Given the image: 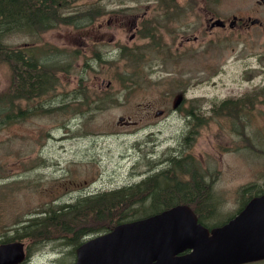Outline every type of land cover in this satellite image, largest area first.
<instances>
[{"label":"rangeland","instance_id":"rangeland-1","mask_svg":"<svg viewBox=\"0 0 264 264\" xmlns=\"http://www.w3.org/2000/svg\"><path fill=\"white\" fill-rule=\"evenodd\" d=\"M151 1L74 4L78 11L96 5L68 17L91 18L106 8L109 13L96 24L105 18L114 23L108 32L117 47L107 41L93 45L92 36L83 42L82 30L63 25L6 35L14 49L36 47L40 62L64 61L66 50L73 63L69 72L57 74L58 86L50 93L16 97L21 101H15L13 112L21 106L26 117L0 123V242L15 236V227L46 204L106 194L149 176L183 177L192 170L212 190H264V4L175 0L187 3L192 25L186 13L166 29L153 17L162 8ZM40 12L35 17L44 15ZM233 15L245 21L250 15L259 22L209 32L208 17L222 18L228 26ZM102 22L105 27L106 20ZM146 29L149 36L141 37ZM77 34L79 44L63 46V39L75 42ZM183 35L192 39L187 47L179 42ZM10 85L11 72L0 64V99L9 97ZM178 93L185 99L175 110ZM169 156L175 161H167ZM91 207L78 205L72 215ZM81 225L89 230L86 223ZM68 227L76 229L61 223L62 231ZM59 230L38 240L19 239L29 255L22 264L74 262L75 244L62 241L64 231L58 236Z\"/></svg>","mask_w":264,"mask_h":264},{"label":"trees","instance_id":"trees-1","mask_svg":"<svg viewBox=\"0 0 264 264\" xmlns=\"http://www.w3.org/2000/svg\"><path fill=\"white\" fill-rule=\"evenodd\" d=\"M77 1L79 0H0V64H6L11 72V85L7 90L9 97L0 99V111L2 112L0 123H3L5 119L7 122H11L14 118L23 119L26 117V111L22 110L21 106L17 107L16 112H13L16 97H36L42 90L41 93L44 91L50 92L57 84L56 79L58 77L54 75L56 73L54 71L61 70L54 69V65L60 62L58 59H48L47 61L40 62L35 56L27 53L26 49L12 48L4 40L6 35L13 32H39L55 28L58 25L77 27L73 24L83 22L84 24H88L94 21L95 15L92 18H88L89 20L86 22L83 18L68 17V15H73V13L88 12L89 5H85L84 10L78 11L74 7ZM38 12L44 15L38 18L35 17L36 13L39 14ZM61 65L66 67L63 63ZM23 80H29L30 82L26 84ZM11 95H14V98ZM224 107H226V104ZM50 109L54 110V107ZM166 160L175 161L173 157H168ZM187 178L190 179L188 182H186ZM186 188H190L191 190H211L212 185L211 183H205L202 177L196 176L145 177L138 182L111 190L106 194L89 196L68 204H46L42 209L34 210L36 213H33L32 217L18 224L15 228L16 235L13 238L3 240H19L26 237L38 240L46 236L50 230L56 229H60L59 236L62 231L61 223L62 225L69 223L83 229L82 222L88 225L98 223L101 220L114 222L130 216H139L144 214L143 210L138 211L134 209L130 202L132 200L145 199L146 193L144 192L150 191L153 193L160 189L173 191ZM149 196L153 199L154 204L157 205L165 203L168 199L179 197L176 195L163 197L156 194H149ZM181 198L185 197L181 196ZM84 204L93 207L89 208L88 211L84 210L80 215H72L78 205ZM154 204L151 203V206H154ZM81 215L83 216L82 218H76ZM90 216L92 217L91 221L88 219ZM68 230L69 227L63 231L66 232Z\"/></svg>","mask_w":264,"mask_h":264},{"label":"water","instance_id":"water-1","mask_svg":"<svg viewBox=\"0 0 264 264\" xmlns=\"http://www.w3.org/2000/svg\"><path fill=\"white\" fill-rule=\"evenodd\" d=\"M220 23L221 21H217V24ZM187 210L189 209L185 206H176L160 214L116 226L109 233L97 236L83 244L78 249L77 264H134L151 245L149 239L153 233H156L158 238H163L161 232L165 222L169 224L173 221L168 218L167 213L174 211L182 216ZM176 226L181 229L191 228L190 224L188 227ZM192 226L200 229L195 224ZM233 226L234 229H231ZM227 229L229 231L225 236ZM197 235L198 233L192 237L197 238ZM205 235L207 237V233ZM207 238L209 242L213 241L211 243L213 247H205V243L198 245V257L194 258L198 264H238L264 258V196L252 199L240 215L225 227L213 231L212 236ZM221 238H223L222 243H225L218 247L222 244L217 243ZM195 244L194 240L192 246ZM136 248L141 249L139 256L134 254ZM203 255L204 258L200 257ZM24 260L23 242L13 241L0 244V264H21ZM189 262L190 260H186L182 263L189 264ZM148 264L155 263L148 262Z\"/></svg>","mask_w":264,"mask_h":264},{"label":"flooded vegetation","instance_id":"flooded-vegetation-1","mask_svg":"<svg viewBox=\"0 0 264 264\" xmlns=\"http://www.w3.org/2000/svg\"><path fill=\"white\" fill-rule=\"evenodd\" d=\"M151 2H157L156 4L162 8L161 11H159L158 13H156L153 17L156 19V22L158 24H162L164 28L168 29L170 27H173L174 23L176 21L179 20V18L181 16H185L187 13V22H189L190 25H192L191 22V17H192V13L189 10V7L187 5V3H176L175 0H152ZM258 2V0H257ZM167 3H172L171 6H168ZM183 6L180 7L179 6ZM257 5H261L260 3H257ZM146 13L144 12L141 17H145ZM109 16V14L107 15V17ZM82 16L76 15L74 16V18H79ZM104 16H100V18H102ZM211 19H216V17H208L207 21L208 23H210ZM252 18H250V15H248L246 17V21L243 20L242 18L237 17V20L230 25L231 27L234 26V28L236 26H240L243 25L244 27H248L249 24H252L251 21ZM106 20V24L105 27H103L102 24H104L102 21ZM225 24L226 21L224 20ZM249 22V23H247ZM240 23V24H239ZM255 23H253L252 25H254ZM133 25H135V20L133 22ZM114 23L110 20H107L106 18L101 20V22L97 23L96 25H92L89 29H83L82 32L83 35H81V39H83V42H86V39L89 36H92L95 38V40H93V45H100L101 43L104 42H108L110 44H112L113 47H117V43L114 40V37L108 32L109 28L113 27ZM121 27V26H120ZM212 27V29L216 28ZM123 29H127L129 28L130 30H133L134 28L129 27V26H125L122 27ZM97 29V30H96ZM102 31V32H101ZM103 31H107V35H105V33H103ZM146 31H142L140 33L141 37H148L149 35L146 34ZM172 31V30H170ZM134 35H131V38ZM76 39L75 42H68L65 41L63 39V46H76L77 44H79V40H80V34H77V37H74ZM179 42L183 45H185L186 47L192 43V39L187 38L186 36H180L179 37ZM167 44V46H170L169 43H165ZM82 50H86V47L84 45H79ZM37 49H35V47H30L27 46L26 47V52L32 54L33 56H36L35 52ZM145 51V50H144ZM65 52V51H64ZM90 53V52H89ZM68 56V55H66ZM64 57V61L68 59V57ZM38 59V58H37ZM48 59H45L44 61H47ZM42 61V62H44ZM61 62H64L62 59H60ZM87 64V63H86ZM63 72V71H62ZM64 73V72H63ZM62 73V74H63ZM99 75V74H98ZM48 82V80H47ZM58 82L55 85V87L51 90L53 91L54 89L57 88L58 86ZM43 91V90H42ZM41 91V92H42ZM50 91V92H51ZM39 93L38 96H41L43 94H47L50 92L44 91L43 93ZM31 97L34 96H29L28 98L30 99ZM176 98L179 99L180 101H183L185 99V95L184 93H178L176 95ZM178 109V108H177ZM169 157H175V156H169ZM196 177H202L200 173H196ZM169 176V175H168ZM169 177H176V175H172ZM183 177H195L192 175V170L186 172V174ZM146 193V195L144 196L145 199H141V200H133L131 202V204H136L138 202L141 203H151L153 202V199L149 196V194H157V195H162L163 197H172V195H176L179 196L178 198H174V199H168V200H164L165 203L163 202V204H154L155 208H153L152 206H149V210L154 214V213H159L163 210L169 209L171 207H174L176 205H186L188 206V208L191 209V211L194 213V217L196 219L197 224L200 226V230L201 232H198L199 237H192L196 232H197V227H191V228H185L184 233L186 234H190L191 236H187L185 237L186 240L188 241H193L195 240V243H197V245H201L204 243L209 242L208 238L206 237V235L204 234V232L207 233L208 236L212 235V232L223 228L226 224H228L232 219H234L236 216L239 215V213H241L252 201V199L260 197L261 195L264 194V190L262 189H257L256 191H249L246 189H242V190H238V191H218V190H187V191H155L153 193L149 192H144ZM168 195V196H167ZM181 196L185 197V198H181ZM162 201V200H160ZM187 210L186 212V216L189 215L190 213L193 214L191 211ZM151 213H149L148 215H150ZM85 216V215H84ZM146 216V215H145ZM83 216H77V219L82 218ZM101 218V217H100ZM113 223L111 225V222H108V225H104L101 226L99 229H96L95 227H89V230L82 236L81 235V229L80 228H76L73 231H66L67 233H64V238H62V241H65L66 243L69 242H75L74 245V262L72 261V264H74L77 260V255H76V249L78 248V246H80L82 243H84L85 241H87L88 239L97 236L99 234L108 232L109 230H111L114 226ZM121 222H119L118 224H120ZM117 224V225H118ZM116 226V225H115ZM74 235L75 237H70V235ZM69 236V238H68ZM77 236V237H76ZM159 241H168L167 239H159ZM171 241V240H170ZM169 241V242H170ZM168 242V243H169ZM183 242H187V241H183ZM175 243H179V242H175ZM134 251L139 252V249H134ZM193 252V248L191 247H186L183 248V250L179 251V252H175L174 256L176 258H183L185 257V260H188L189 255L191 256ZM172 260V259H171ZM248 264H254V263H248Z\"/></svg>","mask_w":264,"mask_h":264},{"label":"bare ground","instance_id":"bare-ground-1","mask_svg":"<svg viewBox=\"0 0 264 264\" xmlns=\"http://www.w3.org/2000/svg\"><path fill=\"white\" fill-rule=\"evenodd\" d=\"M96 58L100 59L98 56H96ZM190 211H191V209H190ZM167 215H168V218L173 220V221L169 222V224L167 222H165L164 229H163V231L161 233L163 235L162 237L167 239L168 241H164L163 244H161L162 241H159V239H162V238H158L156 233H153L152 237H150V239H149V244H151V245L148 247L146 252L142 253V255L136 260V262L134 264H148V262H154L155 264H183L182 262L186 261L185 257L176 258L174 256V254H175L176 251L179 252V251L183 250V248H186V247L193 248V252H192L191 256L189 255V257H188L189 258L188 260H190L189 264H198L196 262V259H194V258L198 257L199 247H198L197 243L195 244V246H192V245H194V242L193 241H188V240L185 239V237L191 236V235L189 233L188 234L184 233L185 228L181 229V228H178L176 226V225H184V221L190 222L192 225L195 224L196 226H198V224L196 222V219L193 217L194 213L193 214L190 213L187 216L185 214L180 216V215L174 213V211H170V212L167 213ZM142 216H143L142 219L143 218H147L145 216V214H143ZM228 224H226V225H228ZM231 229H234V226L231 227ZM228 231L229 230L227 229L225 236H227ZM96 237L97 236H94L91 239L96 238ZM197 237H199V235H197ZM191 238H192V236H191ZM156 241L159 244H157ZM183 241H187V242H183ZM222 241H223V238L218 240L217 243H222ZM175 242H179V243H175ZM212 242L213 241L205 243L204 246L205 247L206 246H210L212 248L213 247V246H211ZM224 243L225 242H223L218 247L223 246ZM154 246H156V247L154 248ZM226 254L227 253H225V255ZM200 257L204 258L205 256L203 255V256H200ZM171 259H172V261H169Z\"/></svg>","mask_w":264,"mask_h":264}]
</instances>
